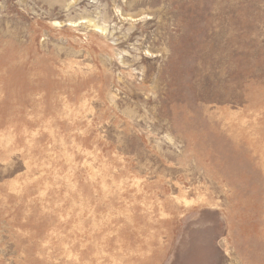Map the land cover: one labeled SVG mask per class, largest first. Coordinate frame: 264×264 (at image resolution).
<instances>
[{
  "label": "rangeland",
  "instance_id": "obj_1",
  "mask_svg": "<svg viewBox=\"0 0 264 264\" xmlns=\"http://www.w3.org/2000/svg\"><path fill=\"white\" fill-rule=\"evenodd\" d=\"M0 264H264V0H0Z\"/></svg>",
  "mask_w": 264,
  "mask_h": 264
}]
</instances>
